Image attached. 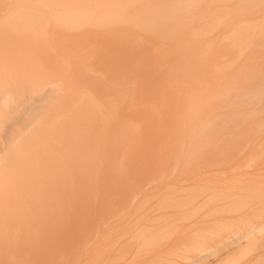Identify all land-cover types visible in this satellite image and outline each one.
<instances>
[{"label":"rangeland","instance_id":"374dc122","mask_svg":"<svg viewBox=\"0 0 264 264\" xmlns=\"http://www.w3.org/2000/svg\"><path fill=\"white\" fill-rule=\"evenodd\" d=\"M131 1L0 2L7 13L21 6L45 13L41 25L47 26V36L27 33L31 42L27 43L39 54L47 74L62 81L63 90L68 85L72 90L60 113L71 112L81 94H90L92 106L107 119L84 130L102 167H63L74 170L78 181L59 182L52 190L54 196L32 211L34 204L24 213L0 217V264L183 262L177 254L194 255L189 248L184 252L182 241L194 233L185 225L199 215L208 214L207 220L239 217L264 206V110L259 105L243 106L240 110L253 111V116L220 134L218 144L230 147L221 162L218 152H209L189 167H159L161 158L156 154L185 137L192 93L200 87L217 88L221 102L230 87L228 79L239 73L238 65H260L264 51L258 56L248 50L234 61L240 48L230 38L238 28L225 22L214 24L202 37L194 35L184 20L198 19L210 4L216 11L233 7L214 0L205 1L180 22L153 18L147 25L128 20L104 25L113 4H122L124 14ZM67 11L77 14L59 13ZM257 47L264 50L254 44ZM228 60L232 67L221 73ZM201 74L206 76L202 81ZM105 75L107 82L97 80ZM116 87L122 90L121 98ZM219 101L205 106V113ZM177 111L182 112L177 116ZM227 255L224 251L200 264H221ZM235 264H264V248L256 247Z\"/></svg>","mask_w":264,"mask_h":264},{"label":"bare ground","instance_id":"6f19581e","mask_svg":"<svg viewBox=\"0 0 264 264\" xmlns=\"http://www.w3.org/2000/svg\"><path fill=\"white\" fill-rule=\"evenodd\" d=\"M39 1L51 4L47 3L48 0ZM205 1L209 0H133L126 11L128 13L124 14L122 4H113L103 23L112 25L128 20L147 25V20L152 23L154 19L161 23L180 22L182 17L195 11ZM214 1L229 3L233 7L216 11L211 9L210 4L206 8L208 12L202 13L201 20V17L194 21L184 20L193 28L194 35L202 37L208 28L222 22L229 26L237 25L238 29L230 38L238 42L240 48L234 61L245 56L248 50L258 56L263 54L264 50L254 48V44L264 46V0ZM21 7L9 13L4 12L5 7H0V217L24 213L34 204L29 210L32 211L42 200L54 196L52 190L59 182L78 181L74 170L63 167H102L96 147L90 138L87 139L84 130L96 120H107L98 107L92 106L93 96L90 94H81L71 112L60 113L72 90L69 85L63 90L62 81L47 74L39 54L28 44L31 43L28 41L30 37L26 36L27 33L47 36V26L41 25L46 21V15L32 6ZM59 13L64 16L77 14L71 11ZM262 14V18H256ZM232 63L231 60L226 61L221 73L232 67ZM252 65L249 62L238 65L239 73L228 79L230 87L221 102L217 88L200 87L197 93H192L189 111L185 113V118L191 122L190 128L184 131L185 137L176 140L170 148H159L156 153L161 158L159 167H189L199 163L209 152H218L220 162L225 158L223 154L230 147L218 144L220 134L228 126L240 124L241 119L254 114L253 111L240 109L256 104L261 106V111L264 110V62L256 67ZM221 66L218 65V68ZM202 75L201 81L206 77ZM97 80L107 82V75ZM243 81L246 83L241 86ZM116 89L121 98L122 90ZM213 101L219 103L206 114L205 106ZM181 112L177 111V116ZM67 123L69 127L65 128ZM61 192L69 193V189H62ZM9 202L12 205H8ZM207 216L199 215L197 220L185 225V229L194 230V233L191 239L182 241L184 252L189 248L194 250V255L177 254L183 262L168 259L164 264H200L219 258L224 251H228V258L221 264H235L240 256L250 254L256 247L264 248V206L256 213L239 217L216 219L210 216L214 220H207ZM243 241L246 243L242 244ZM232 246L235 248L229 253Z\"/></svg>","mask_w":264,"mask_h":264}]
</instances>
